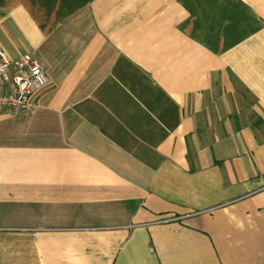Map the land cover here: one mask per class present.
<instances>
[{
	"label": "crops",
	"instance_id": "1",
	"mask_svg": "<svg viewBox=\"0 0 264 264\" xmlns=\"http://www.w3.org/2000/svg\"><path fill=\"white\" fill-rule=\"evenodd\" d=\"M46 69L0 116V264H264V0H0Z\"/></svg>",
	"mask_w": 264,
	"mask_h": 264
},
{
	"label": "built area",
	"instance_id": "2",
	"mask_svg": "<svg viewBox=\"0 0 264 264\" xmlns=\"http://www.w3.org/2000/svg\"><path fill=\"white\" fill-rule=\"evenodd\" d=\"M48 84L46 69L30 55L12 59L0 44V116L32 113Z\"/></svg>",
	"mask_w": 264,
	"mask_h": 264
}]
</instances>
